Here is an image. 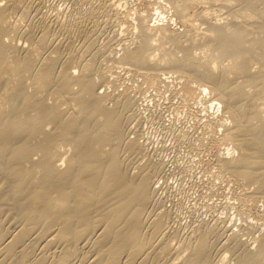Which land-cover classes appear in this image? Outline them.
Here are the masks:
<instances>
[{"label": "bare ground", "instance_id": "6f19581e", "mask_svg": "<svg viewBox=\"0 0 264 264\" xmlns=\"http://www.w3.org/2000/svg\"><path fill=\"white\" fill-rule=\"evenodd\" d=\"M121 2L0 0V264H264L263 221L235 229L241 221L196 219L200 205L189 224L172 220L164 162L129 136L134 88L98 91L121 69L145 88L177 83L185 107L220 109L202 125L215 175L250 188L234 196L238 212L264 210V0H156L135 14Z\"/></svg>", "mask_w": 264, "mask_h": 264}, {"label": "rangeland", "instance_id": "374dc122", "mask_svg": "<svg viewBox=\"0 0 264 264\" xmlns=\"http://www.w3.org/2000/svg\"><path fill=\"white\" fill-rule=\"evenodd\" d=\"M51 0H46V3ZM60 0H56V4L59 3ZM63 1V0H62ZM123 1H126V2H123ZM130 3H128V2ZM135 1V2H134ZM158 1V0H157ZM47 3L48 5H50L51 3ZM52 2L55 3V0H53ZM121 2V0H120ZM123 2V3H122ZM121 4H123V8H126L125 10H133V9H137V10H134L132 11L134 14L136 12H139L141 10H144L149 4L150 7L149 8H153V7H157V4L158 2H156V0H122ZM157 4H155V3ZM45 3V5H46ZM52 3L53 5H50V6H54L55 4ZM63 3V6L61 4V2L59 3V5L61 6L58 7L59 5H55L53 8L55 7H58V8H55L59 11H64L66 9H70V4L68 2ZM68 3V4H67ZM125 3V4H124ZM151 3H152V6H151ZM65 4L69 5V6H65ZM131 4V5H130ZM155 4V5H154ZM47 6V5H46ZM44 8V10H46V8L48 7V10L51 12L52 11V7L50 6H47ZM159 6V5H158ZM50 7V8H49ZM67 7V8H66ZM155 7V8H156ZM132 8V9H131ZM153 8V9H155ZM51 9V10H50ZM62 9V10H61ZM124 10V9H122ZM67 11V10H66ZM161 11H164L161 9ZM53 12V11H52ZM131 12V11H130ZM165 12V11H164ZM162 12V13H164ZM152 13H155V12H152ZM132 14V13H131ZM166 14V13H165ZM133 17H135L134 15H132ZM131 15H130V20L133 18ZM158 15L156 16V14H154V16H152V22L151 24H153V22L155 21L156 22V19ZM130 20H127L124 24L125 26L123 27L122 25V29H129L127 30L128 31H131V29H133V23H134V18L132 19L133 22L131 23ZM131 20V21H132ZM128 23V24H127ZM130 24V25H129ZM116 25H119V24H116ZM130 27H129V26ZM132 26V27H131ZM173 27L175 26L176 29L178 30H181L183 27L180 26L179 23H176L174 25H172ZM117 27V26H115ZM120 28L117 29L116 28H113L116 29L114 30L115 32H118V33H122V36L125 35V37L128 39V36H126V31L123 30L121 31V26H119ZM127 27V29L125 28ZM134 31V30H133ZM126 32V33H124ZM129 33V39L131 37H134V34L135 32H128ZM127 33V34H128ZM133 35V36H130V35ZM121 36V34H120ZM121 36V37H122ZM124 37V38H125ZM123 38V37H122ZM123 38V39H124ZM126 39V40H127ZM102 39H100L99 43H101ZM127 42V41H126ZM117 49H120L119 47ZM118 51V50H117ZM121 51H119L120 53ZM121 54V53H120ZM119 56V54L117 55ZM116 56V57H117ZM116 71L118 73H116L117 75L116 76H119V78L117 77L116 78V83L114 84V86H110L108 89L105 90V88L103 86H98V91L100 93H103V92H109L111 93V91H113L115 89V91L117 92H121L123 90V88L125 86H128V87H132L134 88L132 91L133 94H134V97H135V100L136 102L138 103L137 104V107L139 108V115H140V118L138 119V121H135V123L133 122V124H131V134H129V136H135V134H138L136 136H139L138 138H140V140L144 141L146 140V146L148 145V150H155V153H157V158L162 160L165 164V177L163 180L160 181V186L164 185L166 187H163L165 190L163 192L165 193H162L160 194V196L162 195L161 198H164L165 201L164 202V206L167 208H174L176 209L175 213H173L172 217L174 220V217H175V220L176 221H179L181 222L180 224L183 225V223L185 224H189L191 221L188 222V220H192L191 218V214H189L188 212L195 207H197V205H200L202 207V209H197L196 211H194L195 209H193V216L196 217V219L200 216V219L201 220H204L206 219V221H212L213 220V217H217V218H214L215 219H218V220H224V221H227L229 222L230 225L233 224H237L239 223V221H241L237 227L235 226V229L238 227L241 228L245 226V224H248L246 222H252V224L254 223L256 225L257 222H261L263 221L264 222V210H262L263 208L260 206L261 204L259 202L257 203H254L252 204L251 202L247 203V206L246 208L248 209L247 212H244V214L242 213V210H240L238 212V209L234 206L235 202H238V201H234V198L237 197L238 195V192H239V195H241L242 191L244 192H249L250 191V188L248 187H243L240 185V184H236L234 182H230L229 180H226L224 178L222 179H218L215 175V165H216V158H215V154L218 155V151L216 150V148L212 147L211 144H209L210 142V139H211V135L207 132H205V128H203V122L205 121V117H206V114H208V116L212 117L213 119H217V117L219 118V116H221V110L219 109L218 112H216V107H215V110L212 109H208V113L204 114L205 112L203 111V108L201 107L200 104H197L196 106L193 105V106H188V107H185V105H183V103H181V99L179 97V95L176 93V88H177V83H176V86L173 85V79H171L170 76L173 77V74L169 75L167 74V77L166 75L162 76L163 79H166L164 81V83H171L170 87L168 89H161V88H158L157 89H154V88H148L146 86V88L144 87L145 85H142L141 84V78H139L137 75V77L135 75H133L130 71H123L121 69H116ZM131 73V76H130V73ZM127 75V76H126ZM134 76V77H133ZM136 77V78H135ZM167 77V78H166ZM121 78V79H120ZM130 80H128V79ZM133 78V79H131ZM135 79V80H134ZM162 79V80H163ZM119 80V81H118ZM125 83H123V82ZM138 83V84H137ZM174 83V84H175ZM133 85V86H132ZM142 87H141V86ZM173 85V86H172ZM175 89H172V87ZM113 87V88H111ZM137 88L139 89V91L137 92ZM171 88V89H170ZM149 89V90H147ZM178 89V88H177ZM104 90V91H103ZM136 90V92H135ZM103 91V92H102ZM149 91V92H148ZM160 91V92H159ZM163 91V92H161ZM169 91V92H168ZM173 91V92H172ZM151 92V93H150ZM143 93V94H142ZM145 93V95H144ZM176 93V94H175ZM136 94V95H135ZM159 94V95H158ZM150 95V96H149ZM178 95V96H177ZM145 96V97H144ZM154 96V97H153ZM159 98V99H158ZM208 98V96H207ZM206 98V99H207ZM153 100V103L151 102ZM159 100V101H158ZM164 100V101H163ZM156 102V103H155ZM180 102V103H179ZM159 103V104H158ZM179 103V104H178ZM150 105V106H149ZM156 105V106H155ZM162 107H161V106ZM154 107V108H152ZM160 107V108H159ZM179 107V108H178ZM187 108V109H186ZM198 108V109H197ZM189 110V111H188ZM192 110V111H191ZM188 111V112H186ZM203 111V112H202ZM215 111V112H214ZM162 112V113H161ZM200 112V113H199ZM193 113V114H192ZM198 113V114H197ZM212 113H213V116H212ZM216 113V114H215ZM161 114V115H160ZM164 114V116H163ZM186 114V115H185ZM211 114V115H209ZM194 115V116H193ZM217 115V116H216ZM157 116H160V117H157ZM201 116V117H200ZM155 117V118H154ZM158 118V120H157ZM143 122H142V120ZM171 120V121H170ZM153 121V122H152ZM196 122V123H195ZM199 122V123H198ZM143 123V124H142ZM194 123V124H193ZM167 124V125H166ZM143 125V126H142ZM193 125V126H192ZM143 129H142V127ZM172 126V127H171ZM185 126V127H183ZM196 126V127H195ZM168 129H167V128ZM189 127V129H188ZM202 127V128H201ZM141 128V129H139ZM176 128V129H174ZM193 128V129H192ZM220 128V130H219ZM141 130V132L139 130ZM172 129V130H170ZM185 129L187 131H189V134H191V137H190V143H188L187 141L184 140V142L180 141V142H177L176 139L178 138L177 136V132L179 133V130L181 131H185ZM221 127H216L215 128V136H219L220 135V131H221ZM138 130V132H137ZM194 130V131H193ZM198 130V131H197ZM133 131V132H132ZM134 131H135V134H134ZM200 131V132H199ZM140 132V133H139ZM200 134V136H199ZM219 134V135H218ZM135 136V137H136ZM143 136V137H142ZM166 136V137H165ZM177 137V138H176ZM201 138V140L197 139V138ZM142 138V139H141ZM145 138V139H144ZM191 138H194V139H191ZM210 138V139H209ZM204 139V140H203ZM178 140V139H177ZM193 140V141H192ZM179 141V140H178ZM145 142V141H144ZM150 142V143H149ZM159 142V143H158ZM192 142V143H191ZM188 143V144H187ZM156 144H158L156 146ZM186 144V145H185ZM192 144V145H191ZM179 145V146H178ZM191 145V146H190ZM198 145V146H197ZM210 145V146H209ZM150 146V147H149ZM154 146V147H153ZM156 146V147H155ZM159 146V147H158ZM182 146V148H181ZM193 146V147H192ZM164 147V148H163ZM175 147V148H174ZM185 149H184V148ZM179 149V151H178ZM161 150V151H160ZM174 150V151H173ZM192 150V151H191ZM196 150V151H195ZM211 150V151H210ZM216 150V151H215ZM180 152V153H179ZM196 152V153H195ZM221 152V151H220ZM160 153V154H159ZM183 154V155H182ZM192 155V156H191ZM181 156V157H180ZM185 156V157H184ZM219 156V155H218ZM175 157V158H174ZM180 157V158H178ZM185 160H184V158ZM187 157V158H186ZM196 157V158H194ZM217 157V156H216ZM173 159V160H172ZM176 159V160H175ZM192 162H191V161ZM175 161V162H174ZM194 162V163H193ZM203 164H202V163ZM210 162V163H209ZM174 163V164H173ZM177 163V165L175 164ZM186 163V164H185ZM188 167L190 168H186V166L188 165ZM181 164V165H180ZM205 164V165H204ZM172 165V166H171ZM174 165V166H173ZM213 165V166H212ZM183 166V167H182ZM200 166V167H199ZM211 166V167H210ZM170 169H169V168ZM206 167V168H205ZM184 168V173H186V176H184L185 174L182 173L181 171L183 170ZM169 169V171H168ZM205 172H203L204 170ZM209 169V170H208ZM212 169V170H211ZM176 170V171H175ZM178 170H180V173L178 172ZM189 171V172H188ZM191 171V172H190ZM212 171V172H211ZM200 172V174H199ZM208 172V174L206 173ZM214 172V173H213ZM188 173L190 174L189 176ZM210 173V174H209ZM184 174V175H183ZM191 174H194V175H191ZM168 175V176H167ZM192 176V177H191ZM199 176V177H198ZM212 176V177H210ZM198 179H197V178ZM201 177V178H200ZM207 177V178H206ZM210 177V178H209ZM216 177V178H215ZM189 178V179H188ZM166 179V180H165ZM169 179V180H168ZM185 179V180H184ZM208 179V180H207ZM216 179V180H215ZM224 179V180H223ZM188 180V182H187ZM214 180V181H213ZM218 181V182H217ZM163 182V183H162ZM166 185H165V183ZM211 182V183H210ZM213 182V183H212ZM168 183V184H167ZM200 183V184H199ZM158 186V185H157ZM158 187V189H160ZM168 187V188H167ZM252 188V187H251ZM249 189V190H248ZM248 190V191H247ZM252 190V189H251ZM173 193H172V192ZM161 192V191H159ZM169 192V193H168ZM176 192V193H175ZM233 192V193H232ZM241 192V193H240ZM244 192V193H245ZM176 195H175V194ZM236 193V194H235ZM172 194V195H171ZM164 195V196H163ZM178 195V196H177ZM210 195V196H209ZM236 195V196H235ZM238 195V196H239ZM168 196V198L166 197ZM171 198H170V197ZM235 196V197H234ZM166 198V199H165ZM177 198V199H176ZM170 199V200H169ZM179 199V205L177 207H174L175 204L174 202ZM190 199V200H188ZM163 200V199H162ZM174 200V201H173ZM186 200V201H185ZM188 200V201H187ZM200 200V201H199ZM168 204H167V202ZM171 201V202H169ZM180 201L181 204H180ZM199 201V202H198ZM201 201H202V204H201ZM209 201V202H208ZM232 201H233V204H232ZM192 202V203H191ZM210 204H208V203ZM218 202V203H217ZM227 202V203H226ZM231 202V203H230ZM173 203V204H172ZM198 203V204H197ZM239 203V202H238ZM259 203V204H258ZM193 204V206H192ZM196 206H195V205ZM217 205V207H212V205ZM233 205V207H231V205ZM171 205V206H170ZM191 205V208L188 209ZM205 205V206H203ZM240 205V203H239ZM257 205V206H256ZM199 206V207H200ZM222 206V207H221ZM226 206V207H225ZM200 207V208H201ZM208 209H207V208ZM210 207V208H209ZM185 208V209H184ZM206 208V209H205ZM174 209H171V210H174ZM188 209V211H187ZM211 211H210V210ZM212 209H215V210H212ZM236 209V210H235ZM200 210V211H198ZM202 210V212H201ZM222 210V211H221ZM259 210V211H258ZM177 211V212H176ZM200 213H198V212ZM208 212L207 214L205 212ZM220 211V213H219ZM240 214H238L237 212ZM261 211V212H260ZM185 212V213H184ZM187 212V213H186ZM204 212V213H203ZM215 212V213H213ZM219 214H218V213ZM192 213V212H190ZM197 213V215L195 216V214ZM202 213V214H201ZM210 213V214H209ZM247 213V214H245ZM178 214V215H176ZM181 214V215H180ZM185 214V215H184ZM213 214V215H212ZM217 214L221 217H218ZM221 214V215H220ZM176 215V216H175ZM189 215V216H188ZM216 215V216H215ZM236 215V216H235ZM179 216V217H178ZM184 216V217H183ZM225 216V218L223 217ZM242 216V217H241ZM188 217V218H186ZM193 217V218H194ZM205 217V219H204ZM230 217V218H228ZM237 217V218H236ZM239 217V218H238ZM177 218V219H176ZM181 218V219H180ZM203 218V219H202ZM221 218V219H220ZM227 218V219H226ZM237 220H236V219ZM243 218V219H242ZM180 219V220H179ZM185 219V220H183ZM195 218L193 219V222L196 220ZM199 219V218H198ZM235 219V220H234ZM246 219V220H245ZM232 220V221H231ZM186 221V222H184ZM231 221V222H230ZM237 221V223H235ZM256 221V222H255ZM245 223V224H244ZM185 224V225H186ZM253 224V226H255ZM258 224V223H257ZM240 234H242V232H240ZM242 239H245L247 236L246 235H241ZM244 237V238H243ZM247 238H250V237H247Z\"/></svg>", "mask_w": 264, "mask_h": 264}]
</instances>
